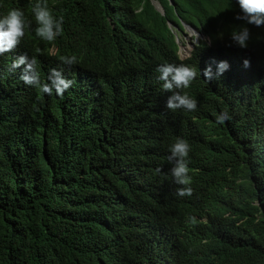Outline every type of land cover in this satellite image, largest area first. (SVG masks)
Returning <instances> with one entry per match:
<instances>
[{"label": "trees", "instance_id": "16d2710c", "mask_svg": "<svg viewBox=\"0 0 264 264\" xmlns=\"http://www.w3.org/2000/svg\"><path fill=\"white\" fill-rule=\"evenodd\" d=\"M171 1L47 0L62 35L29 31L0 55V264H264V25H248V48L229 47L215 31L242 23L235 0ZM35 2L0 0V15L20 8L34 28ZM181 21L210 38L185 62L167 27ZM25 53L41 79L62 70L72 85L62 96L25 85L8 71ZM220 60L219 79L199 75ZM165 62L197 69L177 90L197 110L165 108ZM178 137L191 146V197L169 175Z\"/></svg>", "mask_w": 264, "mask_h": 264}, {"label": "clouds", "instance_id": "9594fccd", "mask_svg": "<svg viewBox=\"0 0 264 264\" xmlns=\"http://www.w3.org/2000/svg\"><path fill=\"white\" fill-rule=\"evenodd\" d=\"M172 5V1L168 0ZM155 10L164 16L162 6L157 2H152ZM235 4L239 7V12L236 13L234 19L242 23L233 28L229 36L225 35V29L216 26L218 30L215 31V38L220 37L225 40L224 43H230L229 47L235 46L240 49L248 48V42L251 38V32L248 25L254 27H261L264 25V0H235ZM162 10V13L160 11ZM32 16L34 17L35 27L33 28V21L29 20L22 9L12 8L6 14L0 15V55L14 50L20 43L26 32L34 31L36 37L42 41L53 42L60 37L64 31V17L56 16L50 9L47 0H36L32 6ZM180 26L167 22V27L174 37L176 44V57L179 62H185L192 55L193 50L200 44L210 45V38L198 28L186 24L181 21ZM227 32V31H226ZM188 39L185 40V37ZM61 62L67 67L77 63L75 55L62 56ZM216 64L215 71H213L212 64L206 66L199 71V75L206 81L211 82L214 79H219L229 68L230 65L227 60H220L214 62ZM243 67L248 68L250 61L244 59L242 61ZM16 69H21L20 80L27 86L37 89L40 95H57L62 96L63 93L72 85V81L67 79L62 70L53 69L46 80L41 79L36 68L35 57L30 58L26 53L16 57L10 64L8 71L13 72ZM158 73L157 80L162 82L160 88L162 91L170 93L165 101V108L176 112L195 111L197 110V100L186 92L177 90L188 89L192 82L196 79L198 72L195 67L188 64H172L161 63L157 66ZM230 119L227 111H221L215 116V121L219 125ZM191 146L184 138H176L175 142L169 145L167 157L168 163L171 165L169 175L172 182L178 187L174 195L179 198L191 197L193 189L191 187L192 177L189 174V165ZM160 169H157L159 172ZM190 221L195 220L194 217L188 218Z\"/></svg>", "mask_w": 264, "mask_h": 264}, {"label": "rangeland", "instance_id": "374dc122", "mask_svg": "<svg viewBox=\"0 0 264 264\" xmlns=\"http://www.w3.org/2000/svg\"><path fill=\"white\" fill-rule=\"evenodd\" d=\"M188 39V36L185 37V40ZM225 40H223L222 42H224Z\"/></svg>", "mask_w": 264, "mask_h": 264}, {"label": "water", "instance_id": "95a60500", "mask_svg": "<svg viewBox=\"0 0 264 264\" xmlns=\"http://www.w3.org/2000/svg\"><path fill=\"white\" fill-rule=\"evenodd\" d=\"M161 13H162V10L160 9Z\"/></svg>", "mask_w": 264, "mask_h": 264}]
</instances>
